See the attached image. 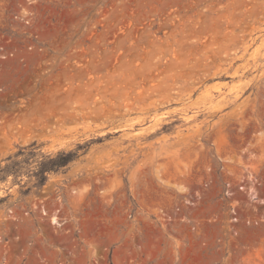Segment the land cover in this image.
Listing matches in <instances>:
<instances>
[{
	"label": "rangeland",
	"instance_id": "rangeland-1",
	"mask_svg": "<svg viewBox=\"0 0 264 264\" xmlns=\"http://www.w3.org/2000/svg\"><path fill=\"white\" fill-rule=\"evenodd\" d=\"M36 3L31 35L0 56V264L50 235L35 211L58 194L68 226L72 191L103 206L95 194L122 179L170 184L208 165L261 181L246 245L221 253L264 264V0ZM69 151L41 181L40 162Z\"/></svg>",
	"mask_w": 264,
	"mask_h": 264
},
{
	"label": "built area",
	"instance_id": "built-area-1",
	"mask_svg": "<svg viewBox=\"0 0 264 264\" xmlns=\"http://www.w3.org/2000/svg\"><path fill=\"white\" fill-rule=\"evenodd\" d=\"M36 1L0 0L1 57L7 56L5 44L31 35L28 26L33 24ZM164 167L165 174L173 173V166ZM197 171L191 169L184 179L173 175L170 184L140 175L122 179V186L110 194H95L96 200H104L103 206L72 191L74 205L69 207L78 213L68 226L63 215L68 201L58 194L53 205L42 203L35 211L37 221L51 224L50 235L34 234L14 258L7 256L1 264H223L221 251L233 257L235 249L246 245L241 242L245 228L258 222L251 210L261 200V181L249 169L235 177L224 165L204 167L200 178L195 177ZM213 171L220 176L214 182ZM214 202L215 210H210ZM239 259L226 260L239 264Z\"/></svg>",
	"mask_w": 264,
	"mask_h": 264
},
{
	"label": "trees",
	"instance_id": "trees-1",
	"mask_svg": "<svg viewBox=\"0 0 264 264\" xmlns=\"http://www.w3.org/2000/svg\"><path fill=\"white\" fill-rule=\"evenodd\" d=\"M75 157V153L72 151L69 152H59L55 157H49L40 162L39 164V177L43 181L45 179V173L50 170H58L65 167L71 160ZM1 170V168H0Z\"/></svg>",
	"mask_w": 264,
	"mask_h": 264
},
{
	"label": "bare ground",
	"instance_id": "bare-ground-1",
	"mask_svg": "<svg viewBox=\"0 0 264 264\" xmlns=\"http://www.w3.org/2000/svg\"><path fill=\"white\" fill-rule=\"evenodd\" d=\"M153 129V128H152ZM151 131V130H150ZM178 188H179V186H178ZM53 219H55V218H53Z\"/></svg>",
	"mask_w": 264,
	"mask_h": 264
}]
</instances>
